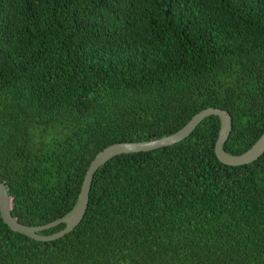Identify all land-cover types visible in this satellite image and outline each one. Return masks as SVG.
Here are the masks:
<instances>
[{
  "label": "trees",
  "instance_id": "16d2710c",
  "mask_svg": "<svg viewBox=\"0 0 264 264\" xmlns=\"http://www.w3.org/2000/svg\"><path fill=\"white\" fill-rule=\"evenodd\" d=\"M207 106L230 114V153L264 129V0H0V182L18 221L64 214L103 146ZM218 126L107 159L61 236L0 217V264H264V151L219 161Z\"/></svg>",
  "mask_w": 264,
  "mask_h": 264
},
{
  "label": "water",
  "instance_id": "95a60500",
  "mask_svg": "<svg viewBox=\"0 0 264 264\" xmlns=\"http://www.w3.org/2000/svg\"><path fill=\"white\" fill-rule=\"evenodd\" d=\"M209 114L217 115L219 120L217 135L213 145L214 154L219 161L230 165L248 163L256 159L264 151V129L258 137L240 153H230L226 151L223 148L222 143L226 139L231 127L230 114L223 108L207 106L193 113L183 125L169 134L148 140L114 141L103 146L90 159L84 171L72 206L61 216L46 223L29 225L22 223L13 217L9 209L8 195L3 183L0 182V217L2 221L9 229L20 232L34 239L48 240L61 236L72 229L83 216L87 204L88 190L92 174L99 165L112 156L122 152L148 150L179 141L184 138L204 116ZM59 222L64 223V226L61 229L52 233L39 232L41 229L55 225Z\"/></svg>",
  "mask_w": 264,
  "mask_h": 264
}]
</instances>
